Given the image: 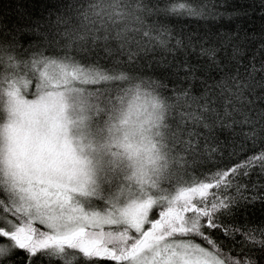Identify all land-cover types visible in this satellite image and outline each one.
I'll list each match as a JSON object with an SVG mask.
<instances>
[{
	"label": "snow or ice",
	"instance_id": "snow-or-ice-1",
	"mask_svg": "<svg viewBox=\"0 0 264 264\" xmlns=\"http://www.w3.org/2000/svg\"><path fill=\"white\" fill-rule=\"evenodd\" d=\"M219 8L74 0L33 20L19 4L0 24V264H264V225L235 222L264 201L245 182L264 175V60L242 62L257 36L165 22ZM157 52L175 63L153 79L141 64ZM248 141L259 152L242 157Z\"/></svg>",
	"mask_w": 264,
	"mask_h": 264
},
{
	"label": "trees",
	"instance_id": "trees-1",
	"mask_svg": "<svg viewBox=\"0 0 264 264\" xmlns=\"http://www.w3.org/2000/svg\"><path fill=\"white\" fill-rule=\"evenodd\" d=\"M73 2L74 0H0V24L11 26L18 23L19 17L16 15V7L19 4H23L31 15V18L36 20L48 17L50 10L55 12L62 4L68 5ZM75 2L77 7H79L81 3H86V0H75ZM145 2H148V0H145ZM176 2L181 3L184 0H176ZM210 2L220 6L219 10L223 15L218 16L216 19H208L206 21L188 17H171L165 22L170 27L174 26L177 31L182 29L185 32H196L200 35L208 33L214 37H216V34H231L233 39H236L237 30H239L241 37L245 34L248 36L255 34L257 36L256 40H250L244 44V57L242 62L249 67L254 63L259 68L261 61L264 60V50L258 51L260 47L259 36L261 28L264 26V9L260 6L261 0H210ZM236 12H239V14L230 15ZM52 19H55V17L53 16ZM152 19L156 18L153 17ZM227 38V35H225V39ZM36 39L35 36L29 34L21 39V43L24 47H27L29 43ZM228 51L229 53L231 52L230 47ZM253 56H255V60H252ZM179 58L182 59V57ZM189 59L192 58L190 57ZM102 62L106 61L102 60ZM166 62L175 63L170 54L157 52L142 61L141 70L153 79L163 77L169 73V69L165 67ZM257 78H259V74ZM209 82L211 83L212 81ZM172 86V82L168 81V89H171ZM184 86L187 87V85ZM201 90V86L197 81L195 88L192 89L193 94H197ZM217 135L220 141L224 143L225 151L230 150L233 139L230 134L219 131ZM236 144H240L239 138L236 139ZM253 151L259 152V148L256 147L254 149L251 141H248L245 145V151L241 152L240 156L246 157L247 155H251ZM202 167L204 169L210 168L212 167V162L208 161ZM245 182L249 188L255 183L257 185L256 194L264 196V175L260 173L259 167L246 178ZM245 195H251V193L248 192ZM235 222L237 225L246 224L249 228L260 229L264 225V201L258 199L254 205H248L247 210L241 209L236 214ZM259 256V251L254 249L253 257L258 260ZM53 261L54 264H58L56 257H53Z\"/></svg>",
	"mask_w": 264,
	"mask_h": 264
},
{
	"label": "clouds",
	"instance_id": "clouds-1",
	"mask_svg": "<svg viewBox=\"0 0 264 264\" xmlns=\"http://www.w3.org/2000/svg\"><path fill=\"white\" fill-rule=\"evenodd\" d=\"M0 109H2V104H0ZM50 254H51L53 257H56V258H57V262H58V264H63V262L59 260L57 254H56L55 252L50 253ZM65 258H67V257H65Z\"/></svg>",
	"mask_w": 264,
	"mask_h": 264
}]
</instances>
